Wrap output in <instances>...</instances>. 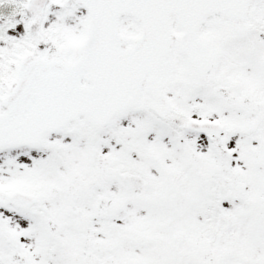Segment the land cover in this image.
I'll return each mask as SVG.
<instances>
[{
  "label": "snow or ice",
  "instance_id": "obj_1",
  "mask_svg": "<svg viewBox=\"0 0 264 264\" xmlns=\"http://www.w3.org/2000/svg\"><path fill=\"white\" fill-rule=\"evenodd\" d=\"M0 264H264V0H0Z\"/></svg>",
  "mask_w": 264,
  "mask_h": 264
}]
</instances>
